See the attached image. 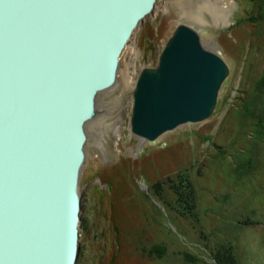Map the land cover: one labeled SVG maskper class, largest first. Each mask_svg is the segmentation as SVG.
Instances as JSON below:
<instances>
[{"label":"rangeland","instance_id":"obj_1","mask_svg":"<svg viewBox=\"0 0 264 264\" xmlns=\"http://www.w3.org/2000/svg\"><path fill=\"white\" fill-rule=\"evenodd\" d=\"M204 2L217 0H158L128 41L115 85L96 100L80 173L78 264H215L212 251L229 241L240 264H264V0H218L230 6L226 22ZM179 24L196 29L230 73L210 118L148 141L131 129L134 88ZM184 171L199 222L166 205L176 197L168 179ZM156 244L166 246L163 258L149 254Z\"/></svg>","mask_w":264,"mask_h":264},{"label":"water","instance_id":"obj_2","mask_svg":"<svg viewBox=\"0 0 264 264\" xmlns=\"http://www.w3.org/2000/svg\"><path fill=\"white\" fill-rule=\"evenodd\" d=\"M157 0H0V264H78L87 124ZM230 73L179 24L134 88L132 132L154 141L210 118Z\"/></svg>","mask_w":264,"mask_h":264},{"label":"trees","instance_id":"obj_3","mask_svg":"<svg viewBox=\"0 0 264 264\" xmlns=\"http://www.w3.org/2000/svg\"><path fill=\"white\" fill-rule=\"evenodd\" d=\"M260 87L261 89L264 88V77L259 82ZM166 184L176 196L173 202L166 200L167 207L172 211L178 212L183 217L199 222L200 220L197 215V191L190 177V173L188 171L181 172L176 179L169 178ZM161 186L162 184L160 182L155 185V188L158 189L157 194L159 196H162L159 191L161 190ZM166 249L165 245L156 244L149 251V254H156L159 258H163L167 253ZM216 249L214 252L212 251V259L215 264H240L236 249L230 241L228 244H220Z\"/></svg>","mask_w":264,"mask_h":264},{"label":"bare ground","instance_id":"obj_4","mask_svg":"<svg viewBox=\"0 0 264 264\" xmlns=\"http://www.w3.org/2000/svg\"><path fill=\"white\" fill-rule=\"evenodd\" d=\"M208 3H210V2H208ZM208 3L204 2L203 6H201V7H203L205 10H209L210 12H212L214 14V18L216 20H218L219 22H226L227 18H228V14L230 12V6L228 8H223V6H219L218 0L215 4V7L210 6ZM227 5H229V4H227ZM114 130L116 133H118L120 131V129H118V127H117V130L115 128H114Z\"/></svg>","mask_w":264,"mask_h":264}]
</instances>
